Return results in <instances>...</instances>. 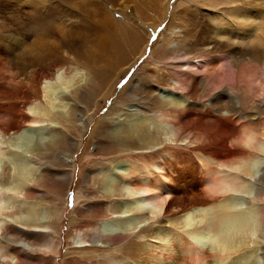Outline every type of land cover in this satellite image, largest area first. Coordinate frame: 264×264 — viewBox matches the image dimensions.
I'll return each instance as SVG.
<instances>
[{"label":"bare ground","instance_id":"6f19581e","mask_svg":"<svg viewBox=\"0 0 264 264\" xmlns=\"http://www.w3.org/2000/svg\"><path fill=\"white\" fill-rule=\"evenodd\" d=\"M24 1L30 0L11 3ZM235 1L258 15L237 20L227 11L228 18L211 16V35L196 34L194 59L186 60L189 65L180 70L185 77L179 74L173 90L157 83L160 77L164 81L161 65L172 62L178 52L169 47L157 49L151 59L158 61L156 68L144 65L119 94L139 102L143 115L152 114L151 119L122 125L116 136L104 119L98 121L92 131L96 143L86 158L90 167L81 173L73 199L74 214L83 208L93 224L80 226L69 238L77 255L73 261L123 264L121 244L135 234L141 240L135 251L140 264H264L258 206L264 194V14H259L264 13V0H228ZM32 2L30 12L7 7L0 12L4 21L12 18L17 24L2 35L6 28L0 23V137L6 139L5 146L0 145V239L7 249L0 253V264L3 255L7 264H25L33 252L51 255L54 264L59 233L51 226L60 228L64 207H50L47 222L34 223L36 198L47 189L53 193L48 178L60 181V196L67 194L74 179V153L92 120L89 111L113 85L110 75H84L76 49L79 38L65 26H55L48 10L35 9L46 0ZM236 24L245 29L246 39L232 38L242 34ZM31 25L35 31L30 36L21 34L30 32ZM128 30L117 36L103 26L98 29L106 33L102 46L118 51L119 43L127 45L134 63L142 39L131 36V25ZM29 37L33 44L28 46L24 39ZM20 54H43L45 65L26 75L28 90L14 100L11 87L20 90L23 84L12 69L23 62ZM209 85L217 91L200 100ZM159 139L161 150L144 152ZM108 155L129 157L132 165L96 168L95 158ZM86 172L93 174L85 182ZM82 186L95 188L96 195L81 196ZM80 198L87 203L79 205ZM92 198L100 203L92 205ZM160 219L168 225L144 228ZM8 227L23 238L4 240ZM37 234L48 239H30Z\"/></svg>","mask_w":264,"mask_h":264},{"label":"rangeland","instance_id":"374dc122","mask_svg":"<svg viewBox=\"0 0 264 264\" xmlns=\"http://www.w3.org/2000/svg\"><path fill=\"white\" fill-rule=\"evenodd\" d=\"M3 1L0 0V12L1 8L4 9L5 7L9 8L10 10H21V12H24L23 10H25V12H30L32 9H34L35 5L34 2H32L33 0H30L28 2H21L19 3V6H13V3H11L13 0H9L10 2L8 0ZM46 1L47 2H45V4H41L38 7H35V9H41L40 11H44V9L45 11L48 10L47 13L49 14V19L55 26H57L58 24H60L62 28L65 26L64 28L67 31L74 33V37L76 36L77 39H80H78V42H80L78 43L76 49L77 54L79 55V64L84 68V75H91L92 72L95 71L98 73V75L103 74L107 77L110 75L111 79H113V85L109 89V92L102 98V100H97L99 103L98 107L89 111L92 120L87 124L86 130L83 133L81 139V144L74 153V179L69 186L67 194L64 196H60L59 193H61L62 190L59 186L60 181H54L53 179L48 178V185L50 186L53 184V193L50 189H47L45 190L46 193L42 192L39 194V196H37L38 198H36L39 204L37 205V214L35 216L34 223H38L39 221L41 223H43L44 221L47 222L48 211L50 210V207H64V219H62L60 228L58 226H56L55 228L51 226L53 230L59 233V246L57 249L58 255L53 259L54 264H90L87 259L81 260L80 262L73 261V259L77 257V255L74 253L75 250L72 249L73 247L70 244L69 238L73 236L75 231L79 229L80 226L93 224V221L90 218L85 219V216L83 215V208L78 207L77 215L74 214L76 205H74L73 203L74 196L80 189V183L82 181L81 173L83 172V170L90 167L87 162L88 159L86 158L89 153L92 152L96 143V139L94 137L95 134L92 135V131L96 129L98 121L104 119L106 123H108V128L110 126V130H114V132L111 131L112 134L116 136V132L120 130L122 125L125 126L128 123L140 118L151 119L152 114L143 115V111L139 108L141 105H139V102V104L136 103V100L132 102L129 100L126 101L127 99L118 98L119 94L124 90L125 86L144 65H148L151 70L156 68L158 61H151V59L153 57V54H155L158 50H163V48L169 47L172 49L176 47L178 49V52L173 54V61H170L167 65H161L162 68L164 67V70L162 72L163 74H160L164 75V81L159 80L161 78L160 76V78H158L157 80L158 85L173 90V87L177 86L176 81H178V76L181 75V78L185 77L180 70H184L189 65L186 60L188 58L190 60L194 59L192 57H194L196 54L195 49L197 48L195 47V45L197 44V42H195L194 45L193 42L197 37L196 34L205 32L202 35L200 34L198 37L211 35L212 22L210 20L214 18V15L218 16L217 18H219V16L228 18L226 10L234 7H241V5L238 1L232 2V4L229 3L228 0ZM21 5L23 6L21 7ZM247 7L248 6L244 8ZM161 10L164 13L163 18L161 16ZM211 16L213 17L211 18ZM104 17L106 19H104ZM11 20L12 18H9V21H4L3 16L0 15V23L4 22V26L6 28L5 30H2V35H7L8 33H10L8 32L9 29L16 28L15 25L17 24L11 22ZM102 20L103 22H101ZM130 25L134 34H131V36L142 39V51L140 54H137L134 63H132L134 57H129L132 54L130 47H126L127 45L123 46L121 45V43H119L118 48L120 49H118V51L115 49V47L106 48L101 44L102 42L106 43L104 42V36L106 35V33H103V31H98V29H101V27L103 26L106 31L110 32L109 34L115 33L118 36L119 33L121 36L122 34L129 32L128 29H130ZM29 29L30 32L26 33L23 30L21 34L30 36L29 33H33L35 31L34 25L29 26ZM186 30H190V35H188L187 37L184 35V32ZM225 40L226 38H224V41ZM32 41L33 39L31 37L24 39V42H26L28 46L30 44H33ZM226 41L229 42L230 40L228 41L227 39ZM116 42L118 43V41ZM34 47L36 48V45L33 46V48ZM20 56L23 58V62L21 64L15 65L14 67H12V69L15 68L14 73L18 74L15 77L17 79H23V84H21V88H18L20 90L11 87V89L15 93L14 100H19L23 96L22 93L28 90V88L26 87L28 77L26 75L29 76V74L40 70V68L45 65V60L44 58H42L43 54L38 56V58L37 56L36 58L30 56L26 57L25 55L22 56V54H20ZM134 56H136V54ZM58 64L61 65L63 64V62L59 61ZM194 71L195 72L192 71L193 74L201 75L200 72L196 70ZM215 91H217V88L209 85L205 91L199 94V99L204 100L207 98V96ZM114 103L115 106H113ZM111 107H114V110L112 109L113 111L109 112ZM57 127L60 126L57 125ZM27 130L30 133L34 134V127H29L27 128ZM33 137L32 138L36 140L39 138V135L35 133ZM157 137H160L159 134H157ZM160 138L163 139V136H161ZM0 140V145L5 146V137H0ZM32 143H34V140ZM162 146V142L159 139L158 144L152 145L150 148H146L144 152L148 153L150 151H158L161 150L160 148ZM104 157L98 156L97 158H95L96 160L94 165L96 166V168H100L101 166H105L106 168H108L110 164L111 166L114 165L115 168L118 167V169L120 170V167H122L123 165H132L131 159L126 156H118L116 158L115 155H108ZM94 185L96 186V183H94ZM80 192L81 196L96 195L95 188L89 189L86 186H82ZM70 193L72 194V207H69ZM89 200H92V205L100 203V201H98L97 199L92 198ZM260 200L261 201L258 206L260 208L262 230L261 234L264 236V194L261 195ZM84 201V198H80L79 205H84L85 203H87V201ZM71 219L74 220L73 224H71L70 226ZM80 220L82 222H80ZM159 224L160 226L168 225L166 219H160L159 222H149L147 225H145L144 228L149 230L151 229V227L159 226ZM22 236L23 235L16 232L15 228L10 227H8L3 234L4 240L11 239L12 241H16L20 239V237L23 238ZM140 243L141 240L138 239V237L134 234L130 236L128 240L121 244L122 247L120 246L121 248L118 254L124 260L123 264H140V259L136 254L137 252H135L137 251L136 249L138 248V245ZM4 245L5 244L3 243V240L0 239L1 254H5V252H7V249ZM36 253L37 252H33L30 255L27 254L30 257L26 255L25 264L53 263V257L51 255L43 256V254L40 252H38L37 254ZM20 254H23V252H21ZM4 257L5 255H3L1 262L2 264H7Z\"/></svg>","mask_w":264,"mask_h":264},{"label":"snow or ice","instance_id":"6c2138e0","mask_svg":"<svg viewBox=\"0 0 264 264\" xmlns=\"http://www.w3.org/2000/svg\"><path fill=\"white\" fill-rule=\"evenodd\" d=\"M229 12V16L234 17L235 19L239 20V19H245V18H249V17H254L256 15H258L257 12H255L254 10L250 9V8H243V7H239V8H233L231 10H226ZM259 14H264V13H259ZM239 31L242 33L241 35L238 36H232V38L234 39H246V35H245V29L243 27H241L240 25L236 24ZM230 35V34H228ZM93 173H89L86 172L85 173V182H86V178L88 175H92ZM71 193L69 194V207H72L71 204ZM30 239L36 240V241H41V240H45L48 239V235L47 234H37L34 235L32 237H30ZM234 264V262H233Z\"/></svg>","mask_w":264,"mask_h":264}]
</instances>
